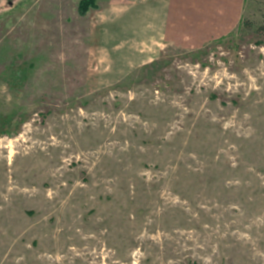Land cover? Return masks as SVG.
I'll return each mask as SVG.
<instances>
[{
  "label": "rangeland",
  "instance_id": "rangeland-1",
  "mask_svg": "<svg viewBox=\"0 0 264 264\" xmlns=\"http://www.w3.org/2000/svg\"><path fill=\"white\" fill-rule=\"evenodd\" d=\"M81 1L0 0V264H264V0L107 85Z\"/></svg>",
  "mask_w": 264,
  "mask_h": 264
},
{
  "label": "crops",
  "instance_id": "crops-1",
  "mask_svg": "<svg viewBox=\"0 0 264 264\" xmlns=\"http://www.w3.org/2000/svg\"><path fill=\"white\" fill-rule=\"evenodd\" d=\"M244 0H110L90 13L89 57L100 82L158 59L166 44H197L232 30ZM217 5L224 7L218 15ZM187 11V12H185ZM185 17V18H184ZM182 34L187 35L185 39ZM110 84V83H106Z\"/></svg>",
  "mask_w": 264,
  "mask_h": 264
},
{
  "label": "trees",
  "instance_id": "trees-1",
  "mask_svg": "<svg viewBox=\"0 0 264 264\" xmlns=\"http://www.w3.org/2000/svg\"><path fill=\"white\" fill-rule=\"evenodd\" d=\"M96 7V0H82L79 5V12L83 15L86 14L90 8L95 9Z\"/></svg>",
  "mask_w": 264,
  "mask_h": 264
}]
</instances>
